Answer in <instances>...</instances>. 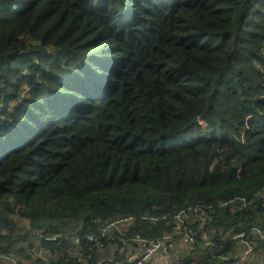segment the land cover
<instances>
[{
    "label": "trees",
    "instance_id": "obj_1",
    "mask_svg": "<svg viewBox=\"0 0 264 264\" xmlns=\"http://www.w3.org/2000/svg\"><path fill=\"white\" fill-rule=\"evenodd\" d=\"M263 190L264 0H0V254L43 233L79 264L66 233L156 241L209 207L185 227L219 253L179 264H226L241 233L264 254Z\"/></svg>",
    "mask_w": 264,
    "mask_h": 264
},
{
    "label": "built area",
    "instance_id": "obj_2",
    "mask_svg": "<svg viewBox=\"0 0 264 264\" xmlns=\"http://www.w3.org/2000/svg\"><path fill=\"white\" fill-rule=\"evenodd\" d=\"M262 195L264 196V190ZM245 204V199L240 198L232 199L226 202H219L218 207H230L235 209L236 206ZM213 211L214 209L209 207H196L195 209L189 211L177 213L173 217L175 230L173 232H166L161 239L156 241L145 240L138 236L133 240H127L126 227L133 221L131 217L110 220L102 225H99L96 233L86 234L84 236L87 244L86 251L78 245H75L71 250V255L74 256L79 264H100L104 261L111 262L112 259L110 258L96 261V256L91 260V256L94 252L97 255L98 252L103 251L108 247L118 249L115 243L121 244V247L119 248L120 251H127L131 243L137 245V247L134 248L135 252L128 255L125 264H152L155 260L157 261L156 264H179L180 260L188 253L198 249L204 250L206 254H217L219 253V249L212 242L206 240H203L201 243L198 242L196 236L185 227V224L191 222L193 218H198L199 221L204 220L205 216L212 214ZM161 219H165V216L161 218H152L151 220L157 221ZM255 232L261 237H264L263 233L259 229H256ZM233 238L240 239V245L245 250L244 254L240 257H234V255H220V259L226 261V264H249L250 258L255 254V246L245 238L243 233L235 235ZM56 239L57 236H45L43 233H37L35 240L36 244L40 247V242L42 240L55 241ZM179 245L185 246L187 249L172 257L170 253ZM15 250L16 248H14L10 254H0V264H19V259ZM46 253H49L48 250L43 248H39L37 251L39 257ZM89 259L91 260V263H89ZM44 264L56 263L45 260Z\"/></svg>",
    "mask_w": 264,
    "mask_h": 264
},
{
    "label": "crops",
    "instance_id": "obj_3",
    "mask_svg": "<svg viewBox=\"0 0 264 264\" xmlns=\"http://www.w3.org/2000/svg\"><path fill=\"white\" fill-rule=\"evenodd\" d=\"M19 233H22V231ZM64 237L67 240L70 247L78 244V239H77V236L75 234L66 233L64 235ZM35 239H36V235L34 237L30 238L26 242H20V243H17V245H15L17 249H21V250L23 249L25 251L22 258H19V256H18L19 263L20 264H36V261L40 260L41 258H42V261L47 260V261L56 263L58 261V258H59L58 254L57 255H51L50 253H46L41 257L38 256L37 251L40 247L36 244ZM186 249H187V247L179 245L178 247L173 249V251L170 253V255L172 257H174L175 255H177L178 253H180ZM244 252H245L244 248L241 245H239L235 249L234 257H240L244 254ZM116 253H117L116 248L108 247L105 250L97 253L96 261L113 258L116 255ZM167 262H168V260H167ZM154 263L156 264L157 261L155 260L152 262V264H154ZM7 264H9V263H7ZM249 264H264V254L263 253H261V254L255 253L254 256H252L250 258Z\"/></svg>",
    "mask_w": 264,
    "mask_h": 264
},
{
    "label": "water",
    "instance_id": "obj_4",
    "mask_svg": "<svg viewBox=\"0 0 264 264\" xmlns=\"http://www.w3.org/2000/svg\"><path fill=\"white\" fill-rule=\"evenodd\" d=\"M202 125V122L198 120V118H194L186 127V129H189L190 127H192L193 125ZM229 237H227L226 239L228 240Z\"/></svg>",
    "mask_w": 264,
    "mask_h": 264
}]
</instances>
